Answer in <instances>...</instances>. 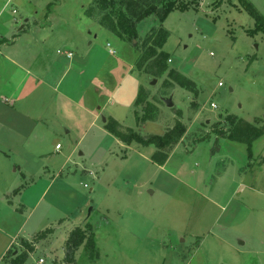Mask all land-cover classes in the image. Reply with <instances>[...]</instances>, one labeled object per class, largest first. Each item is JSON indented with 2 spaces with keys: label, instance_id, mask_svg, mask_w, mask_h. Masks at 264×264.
Here are the masks:
<instances>
[{
  "label": "rangeland",
  "instance_id": "1",
  "mask_svg": "<svg viewBox=\"0 0 264 264\" xmlns=\"http://www.w3.org/2000/svg\"><path fill=\"white\" fill-rule=\"evenodd\" d=\"M95 1L0 0V168L19 177L38 239L22 264H65L70 232L87 223L96 257L80 247L75 264H264V134L250 148L217 133L229 114L264 126L262 27L241 0H180L133 42L86 15ZM246 1L264 17V0ZM153 26L169 32L160 76L135 66ZM170 69L197 91L171 83ZM141 86L157 110L138 126ZM111 116L144 138L178 121L186 131L159 165L157 147L105 129Z\"/></svg>",
  "mask_w": 264,
  "mask_h": 264
},
{
  "label": "trees",
  "instance_id": "2",
  "mask_svg": "<svg viewBox=\"0 0 264 264\" xmlns=\"http://www.w3.org/2000/svg\"><path fill=\"white\" fill-rule=\"evenodd\" d=\"M241 2L247 12L254 18L256 25L262 27L264 31V17L246 0H241ZM179 3L180 0H96L94 4L86 8L85 13L88 17L100 14L99 21L101 24L107 26L120 38L134 42V40H139V23L152 15L158 16L160 22H163ZM168 37L169 32L161 26H153L148 33H145L140 43L142 51L139 52L135 62L137 70L153 76H160L167 70V61L170 54L163 49V46ZM168 80L188 91H197L196 83L176 69L168 71ZM168 80L166 82L170 83ZM135 107L141 109V113L139 110L134 112L138 126L155 119L154 114L157 108L155 104L148 100V94L142 86L138 90ZM226 123L228 128L218 130V135L245 142L250 148L251 143L264 134V126L261 127L256 124L259 123L258 119L251 123L229 114ZM104 127L126 144L137 142L144 146L154 145L157 147L158 150L152 154L151 159L159 165L165 164L169 157L165 149L178 143L186 131L185 126L178 121L176 126L164 135H153L144 138L134 128H127L126 132L123 131L120 122L113 117L107 119ZM249 152H251V149H249ZM260 164H264V155L260 159ZM22 244H24L22 246L24 249L16 255H11L12 250L8 252L7 256L11 255V257L8 260L6 256L5 260H8L9 264H22L28 252L34 250V241H25ZM65 247V264H75V254L80 247L87 250L90 257H96L94 254L96 249L95 236L91 225L87 223L85 228L76 227L73 229L69 234Z\"/></svg>",
  "mask_w": 264,
  "mask_h": 264
},
{
  "label": "crops",
  "instance_id": "3",
  "mask_svg": "<svg viewBox=\"0 0 264 264\" xmlns=\"http://www.w3.org/2000/svg\"><path fill=\"white\" fill-rule=\"evenodd\" d=\"M23 28L24 26L21 28V30ZM2 41L3 40H0V42ZM33 77L37 80V82L46 84L47 88H52L56 91V88H54L51 83H48L45 79H43V77L41 78L37 75H33ZM39 85L37 86V88L39 87ZM60 94L62 95V97H65L64 99H68L73 103V99H71V97H69L66 92H61ZM5 100L7 99L5 98ZM97 117L98 114H95L94 120H96ZM22 175L23 177H26V174L23 172ZM19 181V177H15L14 174H9L6 168H0V264L6 262L5 258L10 250L13 249L11 254L12 256L21 252L19 248H15V246L18 245L22 247V243H20V241H34V249L37 248L35 242L38 239L33 235V233H28L29 231L27 229L29 223L31 222L32 224L34 222L32 218L33 211H31V209H33V205L32 203H28L27 201H25L24 197L26 191L21 190ZM43 193L44 192H42V194ZM22 234H26L27 238L22 237ZM37 234L40 235V233ZM30 238H32L33 240H29ZM22 249L24 248L22 247Z\"/></svg>",
  "mask_w": 264,
  "mask_h": 264
},
{
  "label": "built area",
  "instance_id": "4",
  "mask_svg": "<svg viewBox=\"0 0 264 264\" xmlns=\"http://www.w3.org/2000/svg\"><path fill=\"white\" fill-rule=\"evenodd\" d=\"M13 12L15 13V12H16V9H13ZM110 52H113V51L110 49ZM67 55H68L69 57L72 56V55H71V52H68ZM220 84H221V83H220ZM212 106H213V107H216L215 104H212ZM59 147H60V146L57 145V146H56V149H58ZM42 262H43V259H40V260H39V263H42Z\"/></svg>",
  "mask_w": 264,
  "mask_h": 264
},
{
  "label": "water",
  "instance_id": "5",
  "mask_svg": "<svg viewBox=\"0 0 264 264\" xmlns=\"http://www.w3.org/2000/svg\"><path fill=\"white\" fill-rule=\"evenodd\" d=\"M135 41V40H134ZM155 82V81H154ZM165 102H166V104L168 105V106H172L173 105V103H172V100L170 99V98H168V99H165ZM103 121H105V118H103Z\"/></svg>",
  "mask_w": 264,
  "mask_h": 264
}]
</instances>
